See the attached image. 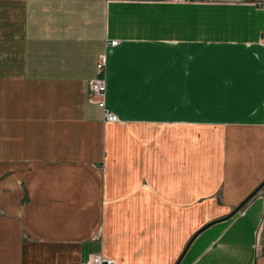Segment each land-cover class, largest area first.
<instances>
[{
    "label": "crops",
    "instance_id": "crops-1",
    "mask_svg": "<svg viewBox=\"0 0 264 264\" xmlns=\"http://www.w3.org/2000/svg\"><path fill=\"white\" fill-rule=\"evenodd\" d=\"M258 1L0 0V264H264Z\"/></svg>",
    "mask_w": 264,
    "mask_h": 264
},
{
    "label": "built area",
    "instance_id": "built-area-1",
    "mask_svg": "<svg viewBox=\"0 0 264 264\" xmlns=\"http://www.w3.org/2000/svg\"><path fill=\"white\" fill-rule=\"evenodd\" d=\"M256 4L264 6V0H259ZM117 43L116 38H108L104 42V49L98 54L97 60L95 62V67L97 70H103L105 67V56L107 47L113 46ZM87 99L90 102H94L100 107L103 121L111 122L118 120L117 114L108 106L105 101V81L104 77H92L87 80ZM262 193L264 195V186L262 188ZM82 264H117L115 259L106 256L100 252H91L88 254L86 259Z\"/></svg>",
    "mask_w": 264,
    "mask_h": 264
},
{
    "label": "water",
    "instance_id": "water-1",
    "mask_svg": "<svg viewBox=\"0 0 264 264\" xmlns=\"http://www.w3.org/2000/svg\"><path fill=\"white\" fill-rule=\"evenodd\" d=\"M264 184V178L227 214V216H230L238 207H240L251 195H253L261 186ZM178 260L174 262V264H177Z\"/></svg>",
    "mask_w": 264,
    "mask_h": 264
},
{
    "label": "rangeland",
    "instance_id": "rangeland-1",
    "mask_svg": "<svg viewBox=\"0 0 264 264\" xmlns=\"http://www.w3.org/2000/svg\"><path fill=\"white\" fill-rule=\"evenodd\" d=\"M169 1H173V2H175V1H184V0H169ZM119 99V105L122 107V105H123V103H122V101H123V98H118ZM263 186H264V184H263ZM263 186H261L260 188H259V190H262V188H263ZM258 191V190H257ZM263 194V193H262ZM84 262V261H83ZM82 262V263H83Z\"/></svg>",
    "mask_w": 264,
    "mask_h": 264
}]
</instances>
